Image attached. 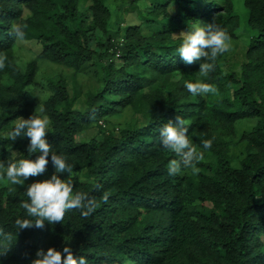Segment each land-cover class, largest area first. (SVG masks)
<instances>
[{
	"label": "trees",
	"instance_id": "obj_1",
	"mask_svg": "<svg viewBox=\"0 0 264 264\" xmlns=\"http://www.w3.org/2000/svg\"><path fill=\"white\" fill-rule=\"evenodd\" d=\"M123 1L113 10L110 0H0V136L43 109L48 142L73 164L74 192L96 201L87 217L73 209L56 224L17 231L16 218L26 216L23 192L55 169L49 161L21 186L0 178V243L13 242L0 264H31L38 250L65 244L88 264H264V0H243L256 34L239 69L225 70L227 52L218 56L205 81L217 92L196 97L184 81L201 78L200 62L181 59L180 34L199 21L236 38L234 0ZM129 8L138 22H125ZM20 41L42 47L24 68ZM39 61L71 69L73 88L61 72L41 84ZM83 71L94 82L80 101ZM125 110L132 121L109 129V118ZM178 116L204 158L195 171L169 176L166 165L176 157L159 131ZM93 128L97 135L80 139ZM205 139L211 148L202 147ZM28 144L0 139V161L27 157Z\"/></svg>",
	"mask_w": 264,
	"mask_h": 264
},
{
	"label": "clouds",
	"instance_id": "obj_2",
	"mask_svg": "<svg viewBox=\"0 0 264 264\" xmlns=\"http://www.w3.org/2000/svg\"><path fill=\"white\" fill-rule=\"evenodd\" d=\"M181 43L176 48L181 59L187 63L200 62L199 74L201 78L195 81H184V88L193 96L215 94L217 88L205 82L215 68L216 58L230 49V37L216 23L202 24L193 21L189 29L180 34ZM3 67V65H0ZM52 131L49 120L43 115L34 112L27 119L18 118L12 128L2 140L15 142L17 138L26 137L29 140L28 156L5 163L0 161V178H6L12 185H24L29 177L40 176L46 171L51 161L55 173L48 179L36 181L27 186L23 192L26 199L21 201V207L26 216L17 217L15 229L17 231L29 227L43 228L45 222L56 224L64 220L69 210L79 209L85 217L89 216L96 207V201L82 192H74L71 179L73 164L65 154L54 150L47 140V133ZM161 144L176 158L168 161L166 168L169 176L181 174L184 169L196 170V165L204 158V153L193 145L189 135V127L185 121L177 117L175 122L165 123L159 131ZM212 140L202 141L203 148H211ZM36 153L35 159L30 158ZM68 172L67 179L57 173ZM105 200L107 196L104 197ZM0 235H3L0 233ZM7 243H0V255H4L13 244L10 237H5ZM31 264H88L84 255H76L70 244L61 249L50 247L46 251L36 252Z\"/></svg>",
	"mask_w": 264,
	"mask_h": 264
},
{
	"label": "rangeland",
	"instance_id": "obj_3",
	"mask_svg": "<svg viewBox=\"0 0 264 264\" xmlns=\"http://www.w3.org/2000/svg\"><path fill=\"white\" fill-rule=\"evenodd\" d=\"M235 6H236V12L240 16L241 20V28L237 31V37L230 39V49L227 51L226 59L222 62L223 68L227 71L232 69V67H238L239 63H241L244 59V53L247 48V45L249 43V40L252 36L256 34V32L250 28L247 25V17L248 13L247 10L244 7L243 0H234ZM110 4L113 8V10H116L117 7L123 6L124 1L123 0H110ZM120 19V17L116 16V13L114 14V24ZM126 19V20H125ZM124 20L126 23H132V22H138L137 18V11L129 8L128 13L125 14ZM114 32V31H113ZM90 46L92 48H95L97 46V43L92 41L90 42ZM42 50V47L35 41H20L17 48L16 53L19 56V64L24 68L26 64L34 59H36L39 51ZM39 75L38 80L41 84L46 85L48 80L52 77H55L60 72L68 76L69 78V86L72 89L73 88V71L71 69H68L66 67L52 64V63H46L45 61H39ZM91 65V64H90ZM86 68V70L89 69V66ZM239 68H237L238 70ZM10 82L9 80H6V83ZM77 82L79 85V89L81 92L80 101L84 98L85 93L87 90L93 85L94 79L92 77V74H88L86 71H83L78 74L77 76ZM133 113L131 110H125L122 114L113 116L109 118V121L107 122V127L109 129L115 128L116 130L121 129L125 127L129 122L132 121ZM103 123V122H102ZM104 124V123H103ZM253 124V120L245 121L242 124L238 126L239 133H241L242 129L248 128ZM10 129L6 130L4 132V135L9 131ZM98 130L96 128L90 129L83 134L80 135V139H89L94 135H97ZM240 148L236 149V152L239 153Z\"/></svg>",
	"mask_w": 264,
	"mask_h": 264
}]
</instances>
